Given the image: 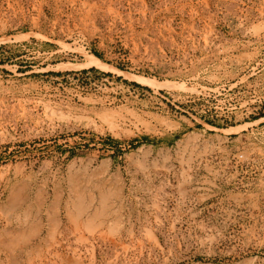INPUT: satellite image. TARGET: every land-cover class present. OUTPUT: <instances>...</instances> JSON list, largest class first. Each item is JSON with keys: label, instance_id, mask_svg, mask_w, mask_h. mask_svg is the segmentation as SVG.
I'll use <instances>...</instances> for the list:
<instances>
[{"label": "rangeland", "instance_id": "374dc122", "mask_svg": "<svg viewBox=\"0 0 264 264\" xmlns=\"http://www.w3.org/2000/svg\"><path fill=\"white\" fill-rule=\"evenodd\" d=\"M0 264H264V0H0Z\"/></svg>", "mask_w": 264, "mask_h": 264}, {"label": "trees", "instance_id": "16d2710c", "mask_svg": "<svg viewBox=\"0 0 264 264\" xmlns=\"http://www.w3.org/2000/svg\"><path fill=\"white\" fill-rule=\"evenodd\" d=\"M134 84L140 85V84L137 83V82H134ZM209 122L212 123V124H215L214 121H212V120H209Z\"/></svg>", "mask_w": 264, "mask_h": 264}, {"label": "bare ground", "instance_id": "6f19581e", "mask_svg": "<svg viewBox=\"0 0 264 264\" xmlns=\"http://www.w3.org/2000/svg\"><path fill=\"white\" fill-rule=\"evenodd\" d=\"M86 180V179H85ZM94 183V182H93ZM88 191V190H87ZM76 195V194H75ZM83 195V194H82ZM82 197H84V196H82ZM77 199H79V198H77ZM18 200V199H17ZM88 201V200H87ZM100 201V200H99ZM84 202V201H83ZM101 202V201H100ZM77 204H79V203H77ZM89 207V206H88ZM82 210H84V209H82ZM106 210V209H105ZM4 213V212H3Z\"/></svg>", "mask_w": 264, "mask_h": 264}]
</instances>
